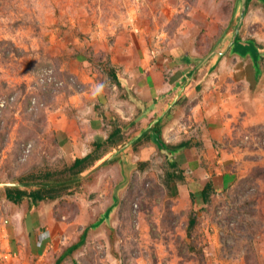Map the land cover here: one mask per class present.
Returning <instances> with one entry per match:
<instances>
[{
  "label": "rangeland",
  "instance_id": "374dc122",
  "mask_svg": "<svg viewBox=\"0 0 264 264\" xmlns=\"http://www.w3.org/2000/svg\"><path fill=\"white\" fill-rule=\"evenodd\" d=\"M244 6L0 0V264H264V0ZM182 69L174 122L158 142L138 139L141 111ZM115 128L69 193L6 199L47 172L66 180ZM184 141L206 170L196 181L212 186L206 201L203 189L182 199L193 173L166 161ZM224 171L214 189L209 174Z\"/></svg>",
  "mask_w": 264,
  "mask_h": 264
},
{
  "label": "crops",
  "instance_id": "0c3cea01",
  "mask_svg": "<svg viewBox=\"0 0 264 264\" xmlns=\"http://www.w3.org/2000/svg\"><path fill=\"white\" fill-rule=\"evenodd\" d=\"M182 69V72H179L180 74L175 75L172 80L168 79L167 86L164 90H161L159 92H154L152 99V102L155 101V103H152V105H158V108L154 107H148L147 111H141V115L143 118H141V121H144L146 117L147 118V124L144 126L142 130L138 133L137 138L140 139L141 137L145 135H149L150 133L155 132V130L159 131V135L163 136L166 133V130L172 125V123L175 120V117L172 115V108L173 104L176 103V101L181 97L179 92L177 91V87L179 86V83L187 78L189 74V70ZM152 79L153 76H151ZM161 99H164V101L160 104L159 101ZM150 110V111H149ZM151 116V117H150ZM138 120L136 123H139ZM140 135H143L139 137ZM162 138V137H161ZM105 140V139H104ZM181 146L178 150H176L173 153H170L169 156L175 161L177 167H187L189 168V172L193 173V176L187 175V180L185 177V184L183 186L179 187V196L186 200L187 198L193 197V194L195 191H197L198 194H200V191L203 189V185L198 182V179L196 181V176L194 175L198 172L200 178L202 179V173L205 174L206 170L203 169L202 166H199V159L195 156L189 154L187 151H191L192 148L190 147V143L187 141L179 142L178 144H172L174 147ZM170 148H172L170 146ZM192 169V170H191ZM181 174H187V172L182 171ZM208 176V174H206ZM227 172H221L217 174V176H212L211 173L209 174V179L211 178V182L213 185V188H220L225 187L226 183L229 182V178L227 176ZM184 178V176H183ZM182 179V177H180ZM208 179V178H207ZM211 186V185H210ZM212 187V186H211Z\"/></svg>",
  "mask_w": 264,
  "mask_h": 264
},
{
  "label": "trees",
  "instance_id": "16d2710c",
  "mask_svg": "<svg viewBox=\"0 0 264 264\" xmlns=\"http://www.w3.org/2000/svg\"><path fill=\"white\" fill-rule=\"evenodd\" d=\"M236 1V0H235ZM256 56H259L258 54ZM114 76V75H113ZM121 131L119 128H115L109 135L108 137L103 140L102 142H94L93 143V150L89 152L88 154L76 158L72 165H70L65 173H68V178L66 180H58L55 178L53 179L56 175L62 174V172H55V173H45L43 174V180L42 184L39 185L37 188H32L29 190H23L18 187H13V188H6L5 190V197L7 200L11 201L13 204H18L23 198H26L28 201L31 203H36L40 201H45V200H55L63 195L68 189L71 187L73 181H75L74 177H76L79 169L85 168L88 164L91 162L98 160L99 155L94 154V150L100 149L103 145L105 144H110L112 147L115 145V140L120 137ZM159 131L155 130V133L153 135V138L155 139L156 142L159 140ZM183 146L182 144L177 147H172V148H167L166 145L164 148L165 150V158L168 163V166H170L173 170L176 169L177 165L175 161L169 156L170 153L175 152L179 148ZM171 155V154H170ZM53 180V181H52ZM210 184L206 185L204 189L202 190V197L203 200H207L208 198V192L210 191ZM69 193V192H66ZM190 224L194 223V220L191 219L189 221ZM82 244V238L78 241V243L73 244L69 249L71 250L77 249L80 245ZM59 261L57 259L54 264H56Z\"/></svg>",
  "mask_w": 264,
  "mask_h": 264
},
{
  "label": "water",
  "instance_id": "95a60500",
  "mask_svg": "<svg viewBox=\"0 0 264 264\" xmlns=\"http://www.w3.org/2000/svg\"><path fill=\"white\" fill-rule=\"evenodd\" d=\"M248 1H249V0H237V2H241V3H243V6L246 5ZM244 10H245V6H244L243 9H242L241 17L243 16V12H244ZM235 34H236V32H235ZM235 34H234V37H233L232 40H231V43H232L234 46H239V47L242 48V49H247V48H248V49H251V50L255 53L254 55H256L257 50L254 48V46L251 45L249 42H241V41L236 42V41H235Z\"/></svg>",
  "mask_w": 264,
  "mask_h": 264
}]
</instances>
